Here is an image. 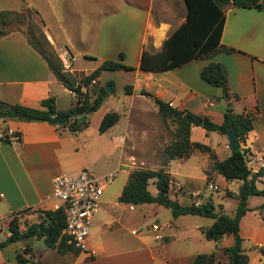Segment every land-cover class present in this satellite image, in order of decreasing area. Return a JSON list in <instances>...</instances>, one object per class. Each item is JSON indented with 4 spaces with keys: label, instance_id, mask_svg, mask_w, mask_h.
Listing matches in <instances>:
<instances>
[{
    "label": "crops",
    "instance_id": "crops-1",
    "mask_svg": "<svg viewBox=\"0 0 264 264\" xmlns=\"http://www.w3.org/2000/svg\"><path fill=\"white\" fill-rule=\"evenodd\" d=\"M175 1L0 0V10L32 11L39 19L41 30L53 45L58 56L65 52L71 56L72 66L69 71L76 77H80L81 73L83 75L90 73L103 60H119L120 53L123 54L124 64L134 68L126 70L134 74V83L131 88L132 93L128 94L130 102L124 130L112 133L111 136L112 142L118 141L117 144L120 145L118 166L123 165V158L127 162L130 161L128 159L131 153L126 147V141L133 132L131 122L134 118L133 114L139 120L146 114H159L157 104L150 97L140 94L141 90L153 94L168 104L171 103L170 106L176 109L189 110L199 115L208 116L215 123H222L228 101L224 97H220L218 87L200 79V71L209 61L222 64L227 72L232 112L255 113L253 129L247 133L245 141L241 143V147L248 150L245 156L247 165L255 172L254 160L261 161L259 164L264 167V7L256 9L229 6L225 9L221 44L234 48V51L219 52L210 59H192L167 70H143L139 66L143 51L145 49L160 50L164 40L186 17V8L182 7L180 10ZM183 5L185 7V4ZM79 56L85 58L93 56L97 65L84 71L75 65ZM121 62L123 63V61ZM109 81L112 82L111 79L103 81L101 73L90 85L82 86L81 92H87L90 99H93L96 96L97 88L106 86ZM92 87L93 93H91ZM71 92V89H68L56 78L46 61L28 42L22 32L13 30L0 38V99L11 104L39 107L42 99L53 96L57 109L67 110L76 103V98ZM113 92L108 93L104 101ZM235 94L238 97H234ZM136 97L140 99L139 103H134ZM104 101L98 111L102 108ZM113 126L102 134L110 133ZM79 132L73 133L66 126L56 127L47 122H27L14 118L0 119V139L7 138L6 141L0 140V230L5 228L6 221L10 220L15 213L24 210L23 213H20L19 223L25 229L26 225H21V221L27 219L28 224L36 222L39 220L40 210L51 208L54 203L52 198L53 178L65 172L67 158L75 150L74 142L78 140ZM209 132L212 131H206L201 126H193L190 131V139L193 142L198 141L209 145V142L208 144L204 141V138L209 136ZM11 134H19V142H9L8 138ZM146 136L148 134L144 131V137ZM224 137L220 141L223 142V149L228 154H221L212 145H209L219 160L231 153L227 137ZM153 138L155 141L153 146L144 145L138 148L139 155L146 158L141 161L143 167L140 168H162L170 174L167 168L171 161L182 162L193 154L198 155L193 153L188 157L156 163L158 147L163 150L170 142L160 127L153 133ZM149 156L155 159L148 158ZM204 160L205 163L204 161L201 163L203 172L207 170L205 166L209 164L208 156ZM80 168L82 167L69 172L71 175L76 174ZM131 171L132 168L128 174ZM219 177L225 185H228V180L222 175ZM174 182L176 183V181ZM182 185H184V189L187 187L188 192L177 193L179 188H175V192H171V183L170 197L173 195V198L181 204H183L181 200L184 199L186 201L184 205H188L191 203L189 195L195 193L192 190L194 187L190 183ZM149 204L156 203L132 205L116 202L114 208H105L104 212L109 213L112 222L124 226L127 216L138 208L141 212L152 210L155 213L163 207L158 204V206L151 207ZM244 216L240 220L241 237ZM93 220L92 222H94ZM175 221L174 218L168 223L173 222L174 225ZM156 222H158L157 219ZM158 224L160 230H148L145 234L139 235L137 245L130 249L122 248L120 244L110 246V248L103 246L96 238L89 235L90 248L97 250V254L91 257L84 252L58 253L55 249L47 248L42 239L35 238L22 241L23 245L17 251L21 252L28 244L32 250L26 257L36 264H43L42 262L47 258L51 260V264H130L123 261L134 256L135 253L139 254L138 256H143L145 260L133 264H155L156 257L153 253L155 243L153 240L154 242H165L168 237L179 238L180 232H182L180 238L185 237L181 230L178 234L177 232L170 233L166 224L159 222ZM174 227L178 226L174 225ZM196 227L200 229V227ZM109 228H111L110 225H105L100 231L99 229L97 231L104 232ZM131 230L133 228L130 229L131 235L138 234V232L132 234ZM7 235L8 233L6 237ZM225 237H229L226 242H224ZM232 241V236L226 235L214 243L216 248L223 250L224 247L231 245ZM164 250L165 246L159 253L164 264H191L195 256L192 253H181V255L170 258L164 253ZM60 257L63 262H60ZM228 262L226 264H229ZM0 264H5L2 257H0Z\"/></svg>",
    "mask_w": 264,
    "mask_h": 264
},
{
    "label": "trees",
    "instance_id": "trees-1",
    "mask_svg": "<svg viewBox=\"0 0 264 264\" xmlns=\"http://www.w3.org/2000/svg\"><path fill=\"white\" fill-rule=\"evenodd\" d=\"M186 4V18L176 27L164 40L162 48L158 51L145 49L140 60V68L147 71H162L180 66L192 59H210L219 52H232L234 48L221 44V34L225 23V9L229 6L256 8L264 7V0H184ZM12 18H23L21 12L11 10H0V38L10 33L9 29ZM37 42H28L35 48L46 61L49 69L56 78L68 89L77 93V101L67 110H58L55 98L49 96L41 100L39 107H29L20 104H11L0 99V119L14 118L22 121L47 122L56 127L66 126L70 132L76 133L89 125V115L97 111L108 92L105 86L97 88L96 96L90 99L87 92H81L82 86H88L92 80L101 75L103 71L133 70L120 61L123 54H119V60L106 59L90 73L80 77L74 76L70 72H65L62 68L61 60L53 45L47 40L41 30L36 38ZM200 77L220 90V97L231 94L227 85V72L223 65L209 61L200 71ZM112 87L113 82H107ZM106 84V85H107ZM132 86H126V93L131 94ZM140 94L146 95L157 104L158 113L163 119H170L175 123L174 141L167 144L163 153L169 159L188 157L192 151L200 150L208 152L212 160V169L222 175L226 180H240L238 192L227 191V195H235L237 204L233 216L225 214L221 209L216 210V206L211 200H206L200 205L193 202L184 205L177 199L170 197L171 175L164 169L139 168L132 170L126 183L124 184L118 202L139 205L144 203H156L170 209L174 218L180 215L194 214L213 219L207 227L202 228V234L207 240L219 241L226 235H231L233 241L231 245L223 248L228 256L229 264H248L249 258L242 247V237L240 235V220L250 209L248 199L250 196H263L264 189L256 186L257 180L264 176V167H260L253 172L247 165V159L243 153L247 154V148L241 147L222 160H219L209 145L198 141H191L190 131L193 126H201L206 131H216L221 134L226 133L228 126H231L237 133L241 143L245 141L247 133L253 129L255 116L248 113H233L231 107L226 108L224 120L218 124L213 122L208 116L199 115L189 110H179L170 106L167 102L145 90ZM234 97H238L236 94ZM85 119L79 121L81 116ZM120 114L109 111L104 114L99 125L98 132L104 133L118 122ZM7 138L0 140L6 141ZM154 180L157 189L155 195L151 194L147 186L150 180ZM261 208H264L262 204ZM24 211V210H23ZM20 211L18 213H22ZM44 217L39 216V220L27 224L25 229H20L19 218L14 215L8 222L10 234L4 240H0V250L11 243L26 241L32 238L42 239L49 249H55L58 253L71 251L80 252L73 245L68 244L66 237L62 233L65 221L62 210H44ZM31 247L27 244L21 252L17 251L15 259L19 263L36 264L26 257L31 252ZM191 264H215L213 253H198L194 256Z\"/></svg>",
    "mask_w": 264,
    "mask_h": 264
},
{
    "label": "rangeland",
    "instance_id": "rangeland-1",
    "mask_svg": "<svg viewBox=\"0 0 264 264\" xmlns=\"http://www.w3.org/2000/svg\"><path fill=\"white\" fill-rule=\"evenodd\" d=\"M175 4L179 6L180 10L182 7L186 8L184 0H176ZM183 4H185V7ZM21 13L23 18H12L9 29L18 30L25 35L27 40L37 42L36 38L41 31L39 19L30 10L23 11ZM120 61L125 63V60L123 59H120ZM76 63L77 64L75 65L84 71L97 65V61L93 59V56H86V58L84 56H79ZM62 68L65 72H70L69 70H66L63 64ZM82 75L83 74L81 73L79 76ZM108 79H111L113 82L114 92L109 95L108 98H106L102 108L99 111L97 110L89 115V125L79 132L78 140L74 142L75 150L74 152L72 151L71 156L67 158L66 170L65 172H62L64 175H71L69 171L80 166L82 168L86 167L92 169L97 176L116 172L113 180L110 183L105 184L103 194L100 196L99 203L100 206H102L95 214V218L93 220L94 222H92L90 226V236L92 235L93 238H96L99 243L109 248L110 246L120 244L122 248L124 247L126 249H130L137 245L139 235H143L148 230H151L150 225L153 222H156L157 219L160 224H166V227L169 229L170 233L177 232L178 234V232L181 230L184 232L185 237L181 239L180 236L182 232H180L179 238L176 236L174 238L168 237L167 241L165 242H154L153 240V243H155V247L153 248V253L156 257L154 260L155 264H164V260L159 254L164 246V253L170 258L175 255H181V253H192L194 255L198 253H213L216 264H226L228 262V256L224 253V251L222 249L216 248L213 240H207L204 238V236H202L201 230L202 228H205L208 223L211 221L213 222V219L211 218L194 214L182 215L178 218H175L176 221L174 222V225L178 227H174L173 222L170 224L168 223L169 220H174L170 209L161 207V209L154 213L152 210L149 212H141L138 208L132 214L127 216L124 226H119L118 224L112 222L108 212H104L105 208H114V204L116 202L118 203V196L123 185L128 179L129 170H131V168L134 170L143 167L141 165V161L146 160V158H143L139 155L138 148H141L144 145L153 146L155 142L153 133L159 127L161 131L167 136L169 142H172L175 139L173 134L175 123H173L170 119L165 120L160 114H146L145 116L143 115L139 120L133 114L134 118L131 120L133 132H131L130 137H128L126 141V147L129 148L131 153V156L128 159L130 161H128V163L126 159L123 158V165L118 166L120 145L117 144L118 141L112 142L111 136L112 133H119L123 132L124 130L126 113L128 112L127 108L130 102V97L126 93V86H132L134 83V74L124 69L103 71L102 80L107 81ZM200 79L203 80L201 77ZM203 82L206 81L203 80ZM91 93H93V87L91 88ZM139 102L140 99L136 97L134 99V103ZM109 111L118 112L120 114V119L118 123L113 126V130L110 133H99L98 125L104 114ZM252 114L255 116V113ZM144 131L148 134V136L144 137ZM208 135L209 136L204 138L206 143L209 142L210 144H208L212 145L217 152L221 154L225 153V155L228 154V152H225L223 149V142L220 141L221 139L225 138V134L212 131L209 132ZM158 150L156 163H163L164 161H167L168 159L165 157L161 147H158ZM193 153H197L198 155ZM191 154L193 155L186 158L185 161L170 162L167 169L170 171L173 179L171 192H175V188H179L177 193L188 192L187 187L184 189V185L182 184L190 183V185L194 187L192 190L195 191L194 194L189 195L191 203L197 199H200L202 202L211 200L216 206V210L221 209L225 214L233 216L235 213L237 199L235 195L229 196L226 192L233 191V193L236 194L242 181L232 180L229 181L228 185H225L223 181H221L219 177L220 175L212 169V160L210 159L208 152L194 150L191 152ZM206 156H208L209 164L207 166L203 164L205 169H207L205 172H203L201 163H203V161L205 163L204 159ZM148 158L153 159L154 157L149 156ZM152 159L151 161H153ZM260 162L261 161L259 160L253 161V168L255 171L261 167L259 164ZM174 181H176V183L178 182V184L176 185ZM100 183H104V180H100ZM214 186H217V188ZM256 186L259 189H264V176L257 180ZM147 188L151 194L155 195L157 193L154 180L151 179L149 181ZM171 198H173V195H171ZM181 201L183 204L186 203L184 199ZM262 204H264L263 196H250L248 200V206L250 209L245 213L244 216L243 227L241 229L243 239L242 247L249 258L248 264H264V208H261ZM149 206L154 207L158 205L149 204ZM13 216L14 215H12L11 218ZM17 216L19 219L21 218V215L18 214ZM8 221L9 220L6 221L5 228L0 230V239L2 240L6 238V234L8 233ZM28 222L29 221L27 219H24L21 221V225H27ZM105 225H110L111 228L104 232L97 231L98 229L100 231L102 226L104 227ZM196 226L200 227V229H198ZM131 228L138 231L136 236L130 234ZM20 229L23 230V226H20ZM95 230L97 231L96 233H94ZM228 238L229 237H225L224 242H226ZM22 245V241H17L1 249L0 257L3 258V262L5 264H28L19 263L15 259L16 251ZM66 253L76 254L78 252L74 250ZM138 255L139 254L135 253L134 256L126 258L123 262L133 264L134 262H142L145 260L143 256ZM62 260V257H60V262H63ZM42 263L51 264V260L47 258Z\"/></svg>",
    "mask_w": 264,
    "mask_h": 264
},
{
    "label": "built area",
    "instance_id": "built-area-1",
    "mask_svg": "<svg viewBox=\"0 0 264 264\" xmlns=\"http://www.w3.org/2000/svg\"><path fill=\"white\" fill-rule=\"evenodd\" d=\"M59 56L66 70H71V56L67 52ZM71 94L76 98L77 93L75 91L72 90ZM75 101H77V98ZM19 140V134H11L8 138L11 143L19 142ZM115 175L116 172L97 176L92 169L83 167L76 174H61L53 178L52 198L54 203L50 210H62L65 221L62 233L66 237L67 243L90 257L97 254V250L89 246L90 226L94 215L100 208L99 199L103 194L105 184L110 183ZM100 180H104V183H100ZM171 183L173 185V182ZM175 184L177 185L178 183ZM214 187L217 188V186ZM193 203L200 205L203 202L197 199ZM44 210L46 209L39 211L38 215L40 217L45 216ZM18 214L20 215V213H15L14 215ZM150 229L158 231L160 230V225L158 222H153L150 225ZM137 232L136 229L131 230L132 234ZM8 234H10L9 231Z\"/></svg>",
    "mask_w": 264,
    "mask_h": 264
},
{
    "label": "water",
    "instance_id": "water-1",
    "mask_svg": "<svg viewBox=\"0 0 264 264\" xmlns=\"http://www.w3.org/2000/svg\"><path fill=\"white\" fill-rule=\"evenodd\" d=\"M105 88H106L108 93L112 92V87H111L110 84H107L105 86ZM224 99L226 101H228L227 102V107H231V104L229 102V99H230L229 96H224ZM85 117H86L85 115L81 116L79 118V121L84 120ZM225 135L227 137L228 145H229L231 151H236V150H239L241 148V142H240V140L238 138V135H237L236 131L231 126L227 127ZM243 155L246 156L245 153H243Z\"/></svg>",
    "mask_w": 264,
    "mask_h": 264
},
{
    "label": "bare ground",
    "instance_id": "bare-ground-1",
    "mask_svg": "<svg viewBox=\"0 0 264 264\" xmlns=\"http://www.w3.org/2000/svg\"><path fill=\"white\" fill-rule=\"evenodd\" d=\"M162 34H164V33H162Z\"/></svg>",
    "mask_w": 264,
    "mask_h": 264
}]
</instances>
